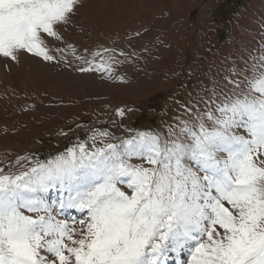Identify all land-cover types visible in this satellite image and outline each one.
I'll list each match as a JSON object with an SVG mask.
<instances>
[{"label":"snow or ice","instance_id":"6c2138e0","mask_svg":"<svg viewBox=\"0 0 264 264\" xmlns=\"http://www.w3.org/2000/svg\"><path fill=\"white\" fill-rule=\"evenodd\" d=\"M75 4L0 0V56L51 60L40 34L56 38ZM247 81L170 130L176 139L141 132L19 175L0 171V264H168L169 254L172 264H264V72ZM57 203L86 217L79 238L53 215Z\"/></svg>","mask_w":264,"mask_h":264},{"label":"rangeland","instance_id":"374dc122","mask_svg":"<svg viewBox=\"0 0 264 264\" xmlns=\"http://www.w3.org/2000/svg\"><path fill=\"white\" fill-rule=\"evenodd\" d=\"M222 1L76 0L67 21L53 26L56 38L40 34L51 60L25 50L15 59L0 56V171L19 175L78 151L70 141L94 151L141 132L162 143L176 139L170 130L214 112L220 93L246 91L247 78L264 72V0H248L226 41L213 48L208 38ZM205 124L211 127L206 118ZM234 131L247 138L243 129ZM129 163L148 166L137 158ZM59 207L53 204V215L79 238L86 217ZM174 259L169 254L168 264Z\"/></svg>","mask_w":264,"mask_h":264},{"label":"trees","instance_id":"16d2710c","mask_svg":"<svg viewBox=\"0 0 264 264\" xmlns=\"http://www.w3.org/2000/svg\"><path fill=\"white\" fill-rule=\"evenodd\" d=\"M247 1L248 0H223L221 2L220 7L217 9L213 16V32L208 38L209 44H214L213 48H218V46H220L224 43V41H226L227 37L229 36L230 30L233 28L232 26L234 25L236 16H238L240 9L244 7ZM207 50L212 51L211 45L207 47ZM89 58L92 57L90 56ZM185 103H188V101H186ZM185 103H179L178 106L183 108L185 106ZM165 110L168 111V109L166 108ZM170 120V117L165 122H162L164 121L162 120L161 124L168 125ZM41 141L42 140H40L38 143H40L43 147L46 143H43ZM42 158L43 155H39L37 159L41 160Z\"/></svg>","mask_w":264,"mask_h":264}]
</instances>
